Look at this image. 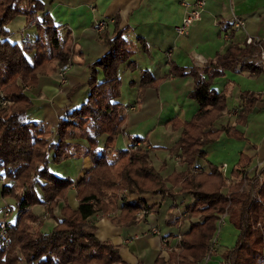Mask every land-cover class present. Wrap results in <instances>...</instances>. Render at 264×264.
Wrapping results in <instances>:
<instances>
[{
  "label": "trees",
  "instance_id": "16d2710c",
  "mask_svg": "<svg viewBox=\"0 0 264 264\" xmlns=\"http://www.w3.org/2000/svg\"><path fill=\"white\" fill-rule=\"evenodd\" d=\"M1 1L0 95L14 104L0 107V168L11 181L3 186V196L16 199L18 215L9 231L11 242L0 253V264H129L122 258L117 244L98 237L97 226L91 218L99 212L116 213L124 198L120 214L111 216V221L117 225L134 224L142 210L156 211L157 205L149 207L127 201L132 195L144 193L192 197L184 218L196 220L191 221L189 231L181 235L176 252L170 253L178 256L177 264H199L211 254L218 221L227 208L228 219L238 231V237L235 245L222 253L224 260L227 264H264V180L255 196L252 190L244 187L245 176L251 181L258 177L248 168L251 158L241 154L230 176L224 175L219 165L199 163L207 156L204 147L217 141L224 131L229 136H243L235 126L214 128L227 108L228 91L218 92L213 83L216 78L225 76L227 70L250 74L264 71L256 56L258 47L245 42L243 46L232 44L202 68L172 65L167 78L194 77L195 86L189 96L199 107L190 120L174 118L167 122L173 129L181 130L176 147L187 168L164 175L153 164V148L146 146V137H130L129 148L118 151L117 162L110 161L105 153V149L115 148L127 121L120 102L119 69L136 52L135 44L122 32H117L113 38L107 33L99 36L108 51L90 65L89 98L60 119L56 130L58 141L55 142L52 139L54 130L30 119L34 103L26 91L37 85L39 75L45 74L52 64L60 67L70 60V45L65 44L56 29L51 30L48 14L38 26L40 36L35 43L20 45L9 41L6 24L14 14L20 10L28 18L34 17L44 6L40 0H9L5 5ZM23 4L27 6L25 10L21 9ZM33 50L34 64H31L26 53ZM97 67L104 72L100 83L97 82ZM165 79H156L145 70L141 88L158 86ZM241 95L244 105L236 120L245 124L248 115L263 99L250 91ZM77 138L88 141L90 146L86 153L92 160V168L78 181L56 176L50 164H61L70 158L73 152L68 141ZM138 142L140 145H136ZM261 173L264 174V170ZM36 186L45 195L48 215L57 222L49 231L43 230L41 216L31 209L39 203ZM72 189L78 200L76 208L67 200ZM58 200H64L65 204L55 214ZM154 264L175 263L159 256Z\"/></svg>",
  "mask_w": 264,
  "mask_h": 264
},
{
  "label": "crops",
  "instance_id": "0c3cea01",
  "mask_svg": "<svg viewBox=\"0 0 264 264\" xmlns=\"http://www.w3.org/2000/svg\"><path fill=\"white\" fill-rule=\"evenodd\" d=\"M199 1L40 0L44 10L39 11L34 17L28 18L27 14L18 10L6 24L7 39L9 41L20 45L25 42L35 43L40 36L38 26L43 20V16L48 14L47 18L51 22V30L56 29L65 44L70 45L71 50L72 68L66 73L67 82L65 84H61V66L52 64L45 74L39 75L37 85L27 89V94L34 102V106L29 113L30 119L42 122L48 125L51 130H54L55 133H53L52 139L57 142L56 130L60 119L82 106L89 98L90 65L108 51L99 36L107 33L110 38H113L117 32H122L124 37L136 46L134 56L123 63L119 69V76L122 81L121 92H123L124 87H128L129 83L132 84L130 88L135 89L137 87L135 94H133L135 102L129 103L125 99L127 96L121 95L120 97L127 121L128 119L133 121L137 116L147 117L160 109V112L164 114L166 109L162 107L166 102L174 105V108L166 110L165 114L168 115V119L163 124L167 125V122L174 118H179L181 121L190 120L199 107L198 102L193 98L191 100L189 96V92L195 86L194 77L186 75L167 78L172 65L202 68L208 60L215 58L218 53L225 52L230 45L243 46L248 36L261 39L264 45V0H204V7L201 10L199 19L192 24L187 34H179L178 27L181 25L183 18L192 10L198 8L197 3ZM8 2V0H3L1 4L5 5ZM26 7V4H23L21 9L25 10ZM234 16H240L246 20L244 29L236 30L233 27ZM99 21L106 22V27L103 30L97 29ZM226 32H229L230 39L225 37ZM34 56L35 50L26 53V57L31 64H34ZM145 70H148L156 79L163 77H166V79L161 81L162 83L158 86L141 88V76ZM125 72L132 73L131 80L126 77ZM232 74L236 76L232 78ZM246 74L249 73L247 71L227 70L225 76L214 80L213 88L218 92L227 89L229 94L231 82L237 81L239 77L243 78ZM103 79L104 72L100 67H97V82L100 83ZM237 98H239V104L233 110L239 112V109L244 105V101L239 95ZM262 99L264 101V96ZM192 101L196 102V106H193ZM182 103L191 107L185 108ZM259 107L261 105L258 103L248 115L245 124L231 122L233 116L235 117L233 121L236 120L238 113L232 115L227 123L219 122L226 119L227 113L230 112L225 110L214 128L219 129L224 125H233L243 134L252 133L250 126L261 111ZM126 108L131 109L127 111ZM134 110L136 114L131 116L130 114ZM180 134L181 130H178V137H180ZM131 137L140 136L134 135ZM68 142L71 145L73 155L63 163L55 164V166L62 167L64 164L77 166L78 171L75 177L71 175L63 176L78 181L93 166L91 158L86 153L90 145L85 138L71 139ZM145 143L148 148H153L151 152L153 164L164 175L187 168V164L177 161L175 155L174 158L166 157V154L170 153L175 147L152 144L148 141V137H146ZM130 144L131 141L123 149H118L117 144L114 149H105V153H108V159L117 162L115 157L118 156V151L127 150ZM253 146L256 148L255 154L245 153L244 151L239 152V157L244 154L251 158L248 165L249 169L260 162H264V144L260 147H257L256 144ZM174 151L180 154V151ZM205 151L207 152L206 164L209 162L216 164L209 158V152L206 149ZM238 160L239 158L231 167V170ZM199 163L205 165L201 163V159ZM0 180L2 186L11 184V181L5 177L2 168H0ZM1 189L3 197V187ZM175 190H178V188ZM36 192L39 203L33 205L31 209L41 216L43 230L49 231L57 222L52 217L49 218V215L45 216L48 211L45 208L46 199L42 189L36 186ZM67 200L73 208L78 206L74 189L70 190ZM124 201V198H121L116 213L106 215L99 212L91 218L97 226L98 237L102 240L109 239L117 244L120 247L122 258L129 264H154L159 256L171 259L170 253L176 252V245L181 235L187 233L191 221L196 220L194 218H184L185 209L192 201V197L182 195L163 197L151 193L132 195L127 201L139 202V204L148 205L149 207L157 205V207L156 211L152 213L138 214V221L128 226L117 225L111 221V216L120 214ZM14 202L17 208L15 215L14 211L16 209L6 199L4 202L1 201L0 204L3 206L1 207L3 212L7 209L10 211L12 221H15L18 215L16 199ZM63 204H65L64 200L56 202L55 214L59 213ZM164 224L169 226L164 228ZM153 227H157L160 234H151L150 231Z\"/></svg>",
  "mask_w": 264,
  "mask_h": 264
},
{
  "label": "rangeland",
  "instance_id": "374dc122",
  "mask_svg": "<svg viewBox=\"0 0 264 264\" xmlns=\"http://www.w3.org/2000/svg\"><path fill=\"white\" fill-rule=\"evenodd\" d=\"M9 1V0H8ZM134 56V55H133ZM126 77H129V79H132V73L125 72ZM123 73V74H125ZM249 73V72H248ZM236 76L235 74H232L231 77L234 78ZM131 85V86H130ZM132 87V84L129 83L128 87H124V90L122 92V95L127 96V99L129 103L135 102L133 100V94H135V91L137 90V87L135 89L130 88ZM165 91V90H164ZM247 91H253L256 93L257 96H264V71L256 74V75H251L246 74L244 77H239L237 78V81L231 82L230 88H229V96L228 94V99H227V108L226 110H229L232 112L233 109L237 107L239 104V101L237 96L242 98L243 92ZM233 94V95H232ZM190 98V97H189ZM192 100V98H190ZM193 106H196V102L192 101ZM34 103V102H33ZM14 103H11L7 107L12 106ZM183 104V103H182ZM259 104L261 107L259 109L261 110L258 117L252 121V124L250 126V131L252 133L249 134H243L241 137H233L229 136L226 131L222 133V136L219 137V139L213 143H209L205 146V149L209 152V158L212 159L214 162H216L215 165H221L223 163H226L228 165L227 169V174L230 175L231 167H233L234 163L237 161L239 158V152L244 151L245 153L249 154H255L256 153V148L253 146L254 144L257 145V147H260L262 144H264V101H260ZM133 105V104H132ZM135 105V104H134ZM263 105V106H262ZM185 108H190V105H185ZM162 108L167 109H172L174 108V105L171 103L166 102ZM157 110V109H156ZM161 110V109H160ZM160 110L153 114H150L147 117H140L137 116L133 121H126L123 131L121 134H119L116 144L118 149H123L127 147V145L130 142V137L134 135H139L140 137H148V141L151 142L152 144L156 145H164V146H173L175 147L170 151V153L166 154L167 158H174L177 159V161H181V155L176 153L174 150H177L178 148L176 147V142L178 141V130L173 129L171 125H166L163 124V122H166L168 119V115L160 112ZM230 112H228V116L225 117L226 119H223L219 122L221 123H227L232 117L230 115ZM136 114L135 110L131 112V116ZM235 117L233 116L232 123H238L237 120L233 121ZM233 126V125H232ZM254 137V138H251ZM172 147V148H173ZM160 158H162L160 156ZM156 162L158 160H155ZM181 163V162H180ZM201 163L206 164L207 161L205 158H201ZM214 164V163H213ZM230 168V169H229ZM50 169L52 172L55 173L56 176L60 177H65L63 175L67 176H72L75 177L78 167L77 166H70V165H63L62 167H56L54 163L50 164ZM60 173V174H59ZM230 180V179H229ZM3 184L0 183V204L1 201L4 202L6 201L12 205L16 210L14 211V215L17 212V208L14 205L15 198L13 196H3L2 197V186ZM246 189L249 190H254V184L253 185H247L245 187ZM0 205V222L4 219V212L1 210ZM13 215V216H14ZM48 216V215H45ZM49 218L51 217L50 215L48 216ZM164 224V228H166ZM153 228H151L152 230ZM151 233V231H150ZM152 234V233H151ZM238 237V231L235 229V227L232 225V223L229 221V219H226V222L220 227H219L215 233L214 238H217V242L212 244V257L210 259H203L202 264H227L226 261L224 260L222 253L228 249L232 248L237 240ZM170 260H173L175 264L178 263V256L176 253L170 257ZM211 260V261H209ZM209 261V262H206ZM200 262V263H201ZM199 263V264H200Z\"/></svg>",
  "mask_w": 264,
  "mask_h": 264
},
{
  "label": "built area",
  "instance_id": "2783aa9c",
  "mask_svg": "<svg viewBox=\"0 0 264 264\" xmlns=\"http://www.w3.org/2000/svg\"><path fill=\"white\" fill-rule=\"evenodd\" d=\"M204 0H200L197 3V7L196 9L192 10L190 13H188L182 20L181 25L178 27V32L179 34H187L190 27L192 26V24L199 19L200 15H201V10L204 7ZM233 27L236 30H242L246 27V20L243 17L240 16H234L233 18V23H232ZM106 27V22L105 21H99L97 23V29L98 30H103ZM225 37L227 39H230V34L229 32L225 33ZM246 44H253L255 46L258 47V53H257V57L260 59V61L262 62V66L264 67V45L261 39L259 38H253L251 36H248L245 40ZM72 68V63L71 60H69L66 64L62 65L60 67V76H61V84H65L67 82L66 79V73ZM11 103H13V101H11L10 99L5 98V96L2 94L0 95V107H6L8 105H10ZM131 108H126L127 111H129ZM238 113V110H233L232 112H230V115H236ZM136 145H140V142H138ZM135 145V146H136ZM227 169H228V165L226 163L221 165V170L223 171V173L226 175L227 174ZM250 172H256L257 173V179L256 180H250L249 178H247L245 176V184L244 187H247V185H253L254 184V190L253 192V196H255V191L256 189L260 186V184L263 182L264 180V174L261 173L262 170H264V162H260L258 163L256 166H254L253 168L249 169ZM1 181V180H0ZM148 210H142L139 215H145L148 214ZM48 215V214H47ZM229 212H228V208L226 209V211L221 215V218L218 221V227L220 230V227L226 222V219L228 218ZM11 213L10 211L7 209L4 211V219L0 222V253L10 244L11 242V237L9 235V231L10 229L13 227L14 222L10 219ZM152 234H160L159 230L157 227H153V229L151 230ZM217 242V238L213 239V244ZM212 249L213 247H211V253H212ZM212 257L211 254L207 255L206 258L210 259Z\"/></svg>",
  "mask_w": 264,
  "mask_h": 264
}]
</instances>
